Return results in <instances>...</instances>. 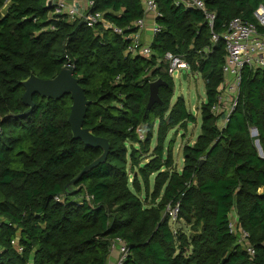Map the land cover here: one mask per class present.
Instances as JSON below:
<instances>
[{
  "label": "trees",
  "instance_id": "trees-1",
  "mask_svg": "<svg viewBox=\"0 0 264 264\" xmlns=\"http://www.w3.org/2000/svg\"><path fill=\"white\" fill-rule=\"evenodd\" d=\"M55 1L0 0V264H107L117 240L128 250L123 264H264V71L243 70L238 105L219 132L210 106L222 82L224 44L211 45L201 12L155 0L160 32L153 52L185 57L206 89L200 134L184 147L177 171L166 136L195 117L181 97L171 104L174 84L163 64L127 52L128 36L145 16L142 0H93L88 12L101 13L111 27L98 22L92 29L82 19L50 17ZM204 2L216 13L215 34L234 18L254 22L253 12L264 6V0ZM67 64L90 101L83 126L110 146L106 160L80 178L72 195L65 186L101 149L72 138L69 95L53 100L35 94L27 115L21 100L30 74L50 79ZM154 78L166 84L159 87L161 104L146 112ZM143 125L147 135L139 140ZM250 127L257 130L262 158ZM176 205L188 235L169 225L167 208ZM232 209L253 256L229 233Z\"/></svg>",
  "mask_w": 264,
  "mask_h": 264
},
{
  "label": "built area",
  "instance_id": "built-area-1",
  "mask_svg": "<svg viewBox=\"0 0 264 264\" xmlns=\"http://www.w3.org/2000/svg\"><path fill=\"white\" fill-rule=\"evenodd\" d=\"M71 1L68 5L67 0L55 1L50 17L55 14H64L70 21L82 19L87 27L91 29L98 22H101L104 27H111L109 23L104 22L101 13L88 12L93 0H85V7L81 4H75V2L80 0ZM174 2L177 5H183L186 8L201 12L205 24L210 29L211 45L213 46L218 41H222L224 44L225 55L222 65V82L217 89L215 100L210 106V113L216 118V128L221 132L226 128L231 115L238 105L243 70L264 71V6L259 5L253 12L254 22L234 18L225 25L224 30L220 34H215L213 29L216 13L208 9L204 0H174ZM142 4L144 15L152 14L154 18L159 16L155 0H142ZM135 25L138 30L128 36L130 39V45L127 48L128 53L142 56L147 60L154 59L156 67L163 64L162 71L172 80L182 78L184 73L186 74L185 79L189 76V73L194 74L191 65L182 55L166 52L160 57L153 52L151 44L143 45L141 43L139 31L144 27V18L139 19ZM113 30L118 34L123 33L118 28H113ZM151 32L153 39L160 32V27L154 23ZM205 52H210V49L208 48ZM155 80L157 78L150 80L149 83ZM167 214L171 220H175L178 214V205L168 207ZM228 230L230 234L236 237V244L244 248L249 256H253L254 249L248 244L249 234L240 227L238 216L234 209L228 215ZM11 244L17 252L20 253L22 251L16 240L11 241ZM112 247L117 249V257L113 264H123L128 252L126 246L123 242L117 240L112 243ZM107 264L110 263L108 262Z\"/></svg>",
  "mask_w": 264,
  "mask_h": 264
},
{
  "label": "water",
  "instance_id": "water-1",
  "mask_svg": "<svg viewBox=\"0 0 264 264\" xmlns=\"http://www.w3.org/2000/svg\"><path fill=\"white\" fill-rule=\"evenodd\" d=\"M73 72V66L67 64L50 79H42L34 74H30L26 80L22 81L24 91L21 96L24 106L27 107V110L22 115H27L34 108L33 95L35 94L42 98L53 100H58L64 95H69L71 106L67 122L70 126L72 138L80 140L87 147L101 149L102 151L95 160L82 168V170L65 186L64 192L67 195H72L79 191L81 185L77 187H74V185L85 173L102 164L106 160L110 148L106 138L95 136L89 128L83 126L90 101L86 99L84 89L78 83V79L74 77ZM185 75V73L182 75L183 79H185ZM165 84L166 83L161 79L149 83V96L145 109L146 112L149 111L154 104H161L158 91L159 87ZM253 133V135H257V130L255 128ZM254 145L259 156L262 158L263 152L259 141L255 140Z\"/></svg>",
  "mask_w": 264,
  "mask_h": 264
},
{
  "label": "rangeland",
  "instance_id": "rangeland-1",
  "mask_svg": "<svg viewBox=\"0 0 264 264\" xmlns=\"http://www.w3.org/2000/svg\"><path fill=\"white\" fill-rule=\"evenodd\" d=\"M174 88H173V97L171 104H173L179 97L184 100L186 109L195 117L194 123H187L185 127L181 125H177L176 127L171 128L166 136L165 147L168 145L169 141L173 142L172 146V165L175 166L177 171H181L184 166V156L183 149L185 146H192L197 137L200 134V125H201V107L206 102V89L205 82L200 74L196 73L195 75L189 73V76L186 79L177 78L173 80ZM157 124L154 127V135L152 138V143L150 147V151L148 153L151 154L153 148L155 147V135H156ZM254 128L250 127L249 132L250 136L255 140H257V135H253ZM147 135V128L145 125L138 128V139L144 140ZM173 138V139H172ZM165 154V153H164ZM144 157H147L145 155ZM150 160V156L147 159H143L142 161L148 162ZM172 167V166H171ZM132 175V174H131ZM130 175L129 181H132V177ZM153 182V176L150 178V184ZM152 185H150V189ZM259 192H264V189H259ZM235 210V209H234ZM170 227L175 232L178 230H182L187 235L189 234V227L181 220H171L169 222ZM114 259L112 260V264L114 263L117 254V249L115 247L111 248ZM111 264V262H110Z\"/></svg>",
  "mask_w": 264,
  "mask_h": 264
},
{
  "label": "crops",
  "instance_id": "crops-1",
  "mask_svg": "<svg viewBox=\"0 0 264 264\" xmlns=\"http://www.w3.org/2000/svg\"><path fill=\"white\" fill-rule=\"evenodd\" d=\"M69 2H72L71 0H67V5ZM75 4H81L85 7V0H80L75 2ZM155 23V18L152 14H146L144 16V27L139 31V39L143 45H149L152 43V32L151 29ZM197 72H194V75ZM117 254V252H115ZM114 259L112 251L109 254L108 262L112 263V260Z\"/></svg>",
  "mask_w": 264,
  "mask_h": 264
}]
</instances>
